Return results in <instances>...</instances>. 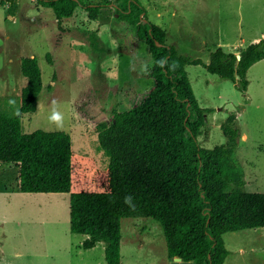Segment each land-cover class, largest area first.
<instances>
[{"label":"rangeland","instance_id":"rangeland-1","mask_svg":"<svg viewBox=\"0 0 264 264\" xmlns=\"http://www.w3.org/2000/svg\"><path fill=\"white\" fill-rule=\"evenodd\" d=\"M83 1L100 5L97 21L90 20L81 5L73 17L58 20L38 0L0 4V108L17 112L27 83L21 61L36 58L43 86L36 111L22 116L23 132H65L74 151L102 170L108 158L99 148L96 126L109 124L126 108L128 98L144 88L140 67L148 63L149 55L144 46L129 51L130 34L117 20L113 0ZM140 1L147 19L166 32L168 45L205 64L215 47L234 52L264 33V0ZM186 71L199 105L212 110L198 137L200 146L224 144L221 125L236 113L237 126L246 137L239 141L236 154L249 182L244 189L264 193V60L249 68L245 93L203 65L186 66ZM53 101L64 115L60 129L49 123ZM86 239L69 230L67 194L21 193L15 169L0 168V264H106L104 243L84 249ZM223 239L229 251L225 264H264V227L230 232ZM167 261L157 223L122 219L121 264Z\"/></svg>","mask_w":264,"mask_h":264},{"label":"trees","instance_id":"trees-1","mask_svg":"<svg viewBox=\"0 0 264 264\" xmlns=\"http://www.w3.org/2000/svg\"><path fill=\"white\" fill-rule=\"evenodd\" d=\"M38 4L52 10L58 20L73 17L81 5L89 19L97 21L101 8L83 0H38ZM111 4L130 34L129 51L144 46L149 61L140 67L144 88L128 98L126 108L116 112L109 124L96 126L107 166L94 169L74 151L65 132H23L22 116L36 111L43 86L37 59L26 57L21 74L27 83L17 112L0 108V168L15 169L21 193L67 194L70 232L87 236L84 249L103 242L106 264H121V221L126 217L149 219L160 226L168 260L224 264L229 255L225 234L264 227V193L244 189L245 172L236 159L241 139L236 113L221 125L224 144L200 146L198 137L212 110L199 105L186 66L203 65L245 93L249 68L264 60V37L238 54L215 47L205 64L168 45L166 32L147 19L140 0ZM125 197L132 198L134 207L125 204Z\"/></svg>","mask_w":264,"mask_h":264},{"label":"clouds","instance_id":"clouds-1","mask_svg":"<svg viewBox=\"0 0 264 264\" xmlns=\"http://www.w3.org/2000/svg\"><path fill=\"white\" fill-rule=\"evenodd\" d=\"M10 103H13V102L10 101ZM52 104H53V110L51 112V115L48 117L49 123L54 124L57 129H60L64 126V115L62 112L58 110V107L56 106L57 105L56 101H53ZM131 200H132L131 197H125L124 202L130 207H134V205H132L131 203Z\"/></svg>","mask_w":264,"mask_h":264},{"label":"crops","instance_id":"crops-1","mask_svg":"<svg viewBox=\"0 0 264 264\" xmlns=\"http://www.w3.org/2000/svg\"><path fill=\"white\" fill-rule=\"evenodd\" d=\"M264 37V33L261 35V37L260 38H257L256 40H254L255 42H258L260 39H262ZM240 50V48L238 49H236L235 51H234V53H236V54H238V51ZM241 136H245V135H241ZM240 140H242L243 141V139H240ZM249 185V182L246 180V185ZM223 238H224V236H223ZM226 246V245H225ZM229 256V255H228ZM228 258V257H227ZM174 259V258H173ZM173 259H171V260H168L167 261V263L168 264H172V261H173ZM227 260V259H226ZM226 262V261H225ZM225 264V263H224Z\"/></svg>","mask_w":264,"mask_h":264},{"label":"water","instance_id":"water-1","mask_svg":"<svg viewBox=\"0 0 264 264\" xmlns=\"http://www.w3.org/2000/svg\"><path fill=\"white\" fill-rule=\"evenodd\" d=\"M156 44H157V46H161L159 43H156ZM239 58H240V56L237 55V59H239ZM172 264H193V263L183 262L180 258L176 257L173 259Z\"/></svg>","mask_w":264,"mask_h":264},{"label":"bare ground","instance_id":"bare-ground-1","mask_svg":"<svg viewBox=\"0 0 264 264\" xmlns=\"http://www.w3.org/2000/svg\"><path fill=\"white\" fill-rule=\"evenodd\" d=\"M245 138H246L245 136H241V139L245 140Z\"/></svg>","mask_w":264,"mask_h":264}]
</instances>
